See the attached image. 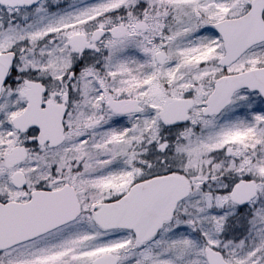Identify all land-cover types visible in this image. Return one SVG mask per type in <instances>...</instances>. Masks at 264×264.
<instances>
[{
	"label": "snow or ice",
	"instance_id": "6c2138e0",
	"mask_svg": "<svg viewBox=\"0 0 264 264\" xmlns=\"http://www.w3.org/2000/svg\"><path fill=\"white\" fill-rule=\"evenodd\" d=\"M0 264H264V0H0Z\"/></svg>",
	"mask_w": 264,
	"mask_h": 264
}]
</instances>
